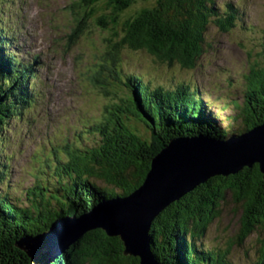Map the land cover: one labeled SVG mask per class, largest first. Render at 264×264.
Masks as SVG:
<instances>
[{"label":"trees","instance_id":"16d2710c","mask_svg":"<svg viewBox=\"0 0 264 264\" xmlns=\"http://www.w3.org/2000/svg\"><path fill=\"white\" fill-rule=\"evenodd\" d=\"M148 1V7L131 11L138 2ZM78 6L83 8L80 18L87 17V21L92 18L110 31L107 42L112 44L113 53L144 52L155 62L170 67L176 64L187 70L195 68L202 53L210 47L209 25L221 33L228 32L244 16L239 5L228 2L218 8L212 0H79ZM14 39L0 33L2 170L10 142L5 134L7 128L14 130L15 123L27 112V105L32 107L36 95L34 85L26 81L29 64L19 61L10 50L15 45ZM260 57L264 60V50ZM115 70V64L111 63L101 71L110 74L102 88L112 98L102 107L100 117L86 120L84 129L77 134L78 141H63L65 144L51 148L49 155H41L40 161L52 171V181L58 185L55 184L54 190L62 193L66 207L57 212L47 210L48 199L40 192L48 191L44 184L28 191L32 199L22 207L13 205L7 196H0V264H32L16 246L17 242L37 236L57 217H78L101 202L129 197L145 179L151 159L174 138L201 134L224 141L226 134L231 137L233 128L227 123L218 125L217 115L210 110L206 112L197 90L183 85L166 88L128 72L119 73V77ZM244 79L243 102H233L236 111L240 110L235 120L240 118L243 122L238 133L264 122V62L251 63ZM120 80L125 97L113 91L115 82ZM2 170L0 183L7 178V172ZM111 187L118 191L115 193ZM227 194L242 206L237 245L256 229H264V177L254 163L235 174L216 176L196 186L162 210L149 228L150 250L155 259L161 264H232L227 258L229 248H208L200 243L219 215V203ZM261 243L257 264H264V240ZM50 264H139V259L124 254L118 237L95 229L83 233Z\"/></svg>","mask_w":264,"mask_h":264},{"label":"rangeland","instance_id":"374dc122","mask_svg":"<svg viewBox=\"0 0 264 264\" xmlns=\"http://www.w3.org/2000/svg\"><path fill=\"white\" fill-rule=\"evenodd\" d=\"M78 1L0 0V16L3 11L19 22L17 31L21 29V33H17L20 39L18 51L30 57L36 54L39 61L41 60L36 70L43 94L36 105L32 102V107L27 105V112L21 121L15 123L14 130L12 127L7 128L5 134L10 138L9 151L13 153V160H9L3 170L0 168L7 172V178L0 183V196H7L13 205L19 207L30 203L28 199H32V196L28 191L33 186L44 184L48 191L40 192L48 199L47 210L57 212L58 209L66 207L62 193L54 190L56 183L52 181V171L45 169L38 154L41 149H45L46 155H49L51 148L60 143L78 141L76 137L84 129L85 120L90 122L93 118L100 117L102 107L112 98L102 88L104 79L110 78V74H101V71L111 63L115 64L118 75L128 72L142 76L144 81L162 84L166 88L172 89L183 84L189 89L197 90L206 112L210 110L217 115L219 126L227 123L231 130L233 128L230 134L235 137L251 131L238 133L243 122L240 118L235 120L240 110L236 111L233 102H243L244 76L249 72L251 63L259 61L263 65L264 62L260 57L264 50V0H212L213 5L218 8L225 2L237 4L244 16L228 32L221 33L217 27L209 25L207 41L210 47L202 53L196 67L190 70L182 69L176 64L170 67L155 62L144 52L124 50L122 53H113L112 44L107 42L110 31L103 29L92 18L88 21L87 17L80 18L79 12L82 14L83 8H79ZM149 3L138 2L131 11L148 7ZM6 27L9 29L7 24ZM121 82L122 80L115 82L116 89L111 87V90L114 94L125 97V92L121 91ZM226 104L228 106H223ZM28 118L29 121H26ZM11 129L13 134L10 133ZM140 130L143 131V128ZM191 137L210 138L201 134ZM226 137L224 141L232 139L228 138V134ZM180 138L186 137L178 136L172 141ZM9 151L5 153L7 158ZM3 160L0 157V162ZM256 164L259 168V163ZM216 176L223 175L211 176L206 181ZM112 190L115 193L118 191L115 188ZM239 205L227 194L224 201L219 203V215L210 224L200 243L208 248H229L227 258L232 264H257L261 257L259 251L264 240V229H256L237 245L236 235L241 227L242 217V206ZM96 207L98 205L90 211ZM55 220L36 235L48 232ZM149 237L150 246V233ZM137 258L140 264V258ZM152 258L161 264L154 255Z\"/></svg>","mask_w":264,"mask_h":264},{"label":"water","instance_id":"95a60500","mask_svg":"<svg viewBox=\"0 0 264 264\" xmlns=\"http://www.w3.org/2000/svg\"><path fill=\"white\" fill-rule=\"evenodd\" d=\"M254 163H259L264 177V123L228 141L175 139L152 158L143 184L129 197L104 201L78 217L57 218L48 232L24 238L16 246L32 264H49L83 233L101 229L118 237L124 254L139 257L140 264H158L149 251L152 220L211 176L235 174Z\"/></svg>","mask_w":264,"mask_h":264},{"label":"bare ground","instance_id":"6f19581e","mask_svg":"<svg viewBox=\"0 0 264 264\" xmlns=\"http://www.w3.org/2000/svg\"><path fill=\"white\" fill-rule=\"evenodd\" d=\"M1 12H3V11H1ZM3 14V13H2ZM19 28V27H18ZM18 33V35H20L19 33L20 32H17ZM24 38V37H23ZM41 100V99H40ZM209 139H215V138H212V137H210ZM215 140H219V139H215ZM219 141H223V140H219ZM111 200H113V199H111ZM102 203V202H101ZM165 209V208H164ZM163 209V210H164ZM69 217V216H68ZM149 233V232H148ZM149 251L151 252V250H150V248H149Z\"/></svg>","mask_w":264,"mask_h":264}]
</instances>
